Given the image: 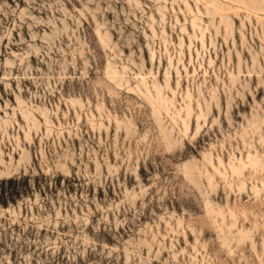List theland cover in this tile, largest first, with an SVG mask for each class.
<instances>
[{
  "label": "rangeland",
  "instance_id": "rangeland-1",
  "mask_svg": "<svg viewBox=\"0 0 264 264\" xmlns=\"http://www.w3.org/2000/svg\"><path fill=\"white\" fill-rule=\"evenodd\" d=\"M0 264H264V0H0Z\"/></svg>",
  "mask_w": 264,
  "mask_h": 264
},
{
  "label": "trees",
  "instance_id": "trees-1",
  "mask_svg": "<svg viewBox=\"0 0 264 264\" xmlns=\"http://www.w3.org/2000/svg\"><path fill=\"white\" fill-rule=\"evenodd\" d=\"M16 182V179H9V180H3L0 182V204L5 205L8 204L9 201L14 199V197L17 195L15 193L8 192L7 190H4V186L7 184H14Z\"/></svg>",
  "mask_w": 264,
  "mask_h": 264
}]
</instances>
